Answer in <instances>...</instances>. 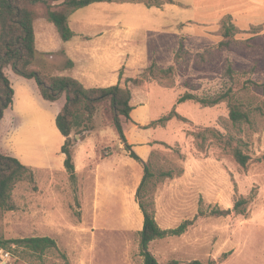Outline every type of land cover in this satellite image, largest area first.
I'll return each mask as SVG.
<instances>
[{
  "label": "rangeland",
  "instance_id": "374dc122",
  "mask_svg": "<svg viewBox=\"0 0 264 264\" xmlns=\"http://www.w3.org/2000/svg\"><path fill=\"white\" fill-rule=\"evenodd\" d=\"M35 11L42 17L45 8L38 5ZM222 20L218 31L212 33L213 42L201 51L186 49L190 55L180 58L177 64L173 60L169 66L162 65L163 68L155 63L161 69L173 66L170 74L155 70L125 80L131 100L153 116L149 124L134 127L130 120H122L126 143L133 152L137 154L131 143L149 146V154L139 156L152 174L142 189L143 201L153 203L161 229L193 220L183 235L149 244L148 251L157 264L194 260L203 264H264V24L246 31L236 28L232 49L219 51ZM38 23L39 20L35 23L36 34ZM53 31L56 35L54 28ZM140 38L146 40L147 35ZM149 39V43H154V37ZM50 65L37 52L33 66L51 75L56 67ZM229 65L237 73L235 84L230 83L226 73ZM138 79L140 83L132 82ZM29 82L35 84L23 78L17 84L30 85ZM229 88L250 109V124L232 125L225 102L213 107L192 100L177 103L185 93L199 99L211 98ZM63 98L55 102L59 105ZM174 106L184 120L173 118L148 127ZM32 127V135L28 134L32 147L43 138L56 143L53 127H47L45 122L43 128L36 124ZM197 128H214L241 139L242 150L250 157L247 166L240 167L212 141L208 140L200 150L191 135ZM71 141L73 153L78 150L75 181L67 173L58 172H45L36 181L33 170L25 166L31 176L26 173L14 185L11 210H0L2 241L49 237L56 248L40 255L9 243L4 250L11 259L6 264H144L139 250L143 217L135 196L143 167L125 150L113 126L109 104H100L90 127L78 126ZM34 154L31 159L37 161L49 152L47 147H41ZM240 197H252L243 215L210 214L212 210L232 209Z\"/></svg>",
  "mask_w": 264,
  "mask_h": 264
},
{
  "label": "crops",
  "instance_id": "0c3cea01",
  "mask_svg": "<svg viewBox=\"0 0 264 264\" xmlns=\"http://www.w3.org/2000/svg\"><path fill=\"white\" fill-rule=\"evenodd\" d=\"M172 1V4L150 8L135 3L91 4L85 10H76L68 16V27L74 37L67 42H63L57 32L55 35L51 23L38 17L33 24L35 48L47 63L56 67L52 76L71 77L85 89L107 88L117 84L125 88V80L135 78L153 62L160 67L171 65L180 39L190 52L197 53L210 45L213 42L212 33L218 31L224 17L229 16L241 31L264 24V0ZM140 34H146V40L140 38ZM150 37H154V43H149ZM162 40L165 43L160 44ZM67 61L72 63L70 68L66 67ZM10 71L7 68L4 72L14 93L12 104L5 110L0 122V152L32 169L36 181L45 172L67 173L64 168L65 155L61 153L64 138L55 124L65 99L59 105L58 101L46 103L35 84H17L22 77H16L12 71L9 76ZM130 105L132 127L136 124L147 125L153 120L147 108H138L133 100H130ZM44 122L47 127H53L56 143L51 144L43 138L38 146L34 143L32 147L28 140L32 125L43 128ZM131 144L138 156L144 158L149 154V146ZM41 147H47L48 156L33 161L31 155L36 156L34 151ZM77 153L75 149L73 160L76 177ZM86 165L92 170L89 163Z\"/></svg>",
  "mask_w": 264,
  "mask_h": 264
},
{
  "label": "trees",
  "instance_id": "16d2710c",
  "mask_svg": "<svg viewBox=\"0 0 264 264\" xmlns=\"http://www.w3.org/2000/svg\"><path fill=\"white\" fill-rule=\"evenodd\" d=\"M53 5V3H57ZM94 3H130L126 0H0V122L4 112L12 104L13 88L5 75V69L9 68L15 75L27 80H33L39 90L41 97L47 102H55L64 97L65 102L56 116L55 124L59 133L64 138L61 153L65 155L64 168L71 181H75V167L73 151L71 149L72 132L81 125L90 127L93 116L100 104L108 103L112 115L113 126L125 144V150L129 152V157L140 163L143 167V177L136 191V201L143 217L141 231L139 232V250L144 264H157L155 258L148 251V246L155 240L165 239L172 236H181L193 224V220H185L172 229H161L155 220L153 203L147 204L143 201L142 189L148 182L152 174L148 165L144 164L140 157L131 150V145L126 143L123 133L122 120H130L131 94L129 89L122 88L119 84L107 88L85 89L78 81L71 77L52 76L45 74L40 69L33 67L36 60L37 50L35 48L34 21L38 18L35 8L42 5L45 8L43 18L51 23L59 38L67 42L74 37V33L68 27V16L76 10L88 7ZM143 4L144 6L160 7L163 4H172V0H162L159 2L137 1L131 2ZM222 40L218 43L219 51L232 49V42L236 33V27L231 22L229 16L222 20ZM190 53L185 49L183 40H179L178 49L174 54V63ZM197 56H201L198 54ZM72 63L67 61L66 67L70 68ZM173 66L167 69L158 68L153 62L143 71L144 74H152L155 70L160 74H170ZM227 76L231 84L235 82L237 73L232 65L226 69ZM140 79L132 80L134 84L140 83ZM235 84V83H234ZM264 88V83L263 86ZM229 88L225 93L215 97L199 99L189 93H185L177 99V103H184L188 100L195 101L204 107H213L225 102L228 109V119L234 126H242L251 123L250 109L245 104L235 98ZM176 118L184 120L172 110L157 121L152 122L148 127L155 124H163ZM200 150L204 149L205 143L209 140L219 145L240 167L245 168L250 157L242 150L241 139L234 136L223 135L214 128H197L191 133ZM30 170L23 166L17 159L2 154L0 152V210H11L10 199L14 185L21 181ZM162 176L170 177L169 174ZM252 197H240L232 209L212 210L211 215L216 217L228 216L232 212L243 215ZM201 214V213H200ZM9 243L22 246L25 249L37 254H43L49 249L56 248V243L49 237H31L15 241H2L0 248H6ZM169 264H182L171 261ZM184 264H203L194 260Z\"/></svg>",
  "mask_w": 264,
  "mask_h": 264
},
{
  "label": "built area",
  "instance_id": "2783aa9c",
  "mask_svg": "<svg viewBox=\"0 0 264 264\" xmlns=\"http://www.w3.org/2000/svg\"><path fill=\"white\" fill-rule=\"evenodd\" d=\"M10 259L11 254L3 248H0V264H6Z\"/></svg>",
  "mask_w": 264,
  "mask_h": 264
}]
</instances>
